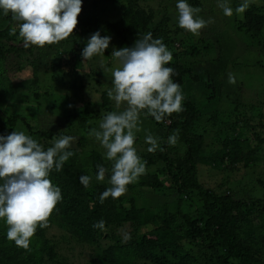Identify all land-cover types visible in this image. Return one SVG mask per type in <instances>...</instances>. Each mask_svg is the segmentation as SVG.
<instances>
[{
    "label": "rangeland",
    "instance_id": "374dc122",
    "mask_svg": "<svg viewBox=\"0 0 264 264\" xmlns=\"http://www.w3.org/2000/svg\"><path fill=\"white\" fill-rule=\"evenodd\" d=\"M186 2L201 8L199 16L205 21L214 20L201 30L199 37L179 27L178 0H133V6L146 19L147 32H153L158 25L170 32L168 46L179 55L180 66L189 74L181 89L182 94L185 100L196 103L202 113L192 130L202 139V158H209L220 150L226 156L223 165L216 168L199 164L198 182L205 190L219 195L228 194L237 201L263 202L264 128L259 124L264 121V23L255 40L251 38L250 43L239 44L241 39L233 32L238 22L244 21V13L235 12L232 0H228L233 8L231 17L224 15L217 6L218 0ZM120 3L127 5L128 0H120ZM83 11H90L102 24L117 22L122 14V9L109 0H82L81 13ZM247 11L264 17V5L259 1L253 0ZM86 30L79 41L80 46L70 35L43 48L29 47L33 50L28 52L29 48L23 47L17 29V34L12 35L7 44L10 49H23L25 52L21 63L10 56L0 63V126L8 115L24 116L35 130L47 131L53 137L51 141H42V146L51 147L54 138L72 136L75 139L69 149L79 152L80 163L86 169L89 168L86 161L91 160L89 156L94 152L101 156L111 171L112 162L105 159V150L88 133L91 129L99 130L103 116L116 110L107 95L112 87L111 73L100 67L102 61L109 69L116 64L111 55L110 61H105L104 56L83 61L82 50L94 34L93 28ZM109 37L111 52L114 48H124L117 45L114 37ZM32 64L37 67L36 88L33 86ZM230 75L235 83H229ZM193 76L201 78L202 84L210 83L220 89H217L215 101L209 98L211 90L206 91L204 86L193 81ZM84 119L86 127L83 128L80 121ZM141 119L142 130L136 133L134 146L142 161L150 153L147 150L150 145L145 142L148 134L158 139L159 147L153 154L162 152L169 158L176 154L184 155L185 147L179 141L175 146L168 143V137L175 133L168 129L169 120L157 122L151 116ZM171 148L176 152L171 153ZM227 152L232 155V160L228 159V154L225 155ZM156 157L152 158L153 165H146L145 174L158 173L162 180L167 172L166 163ZM133 185L134 191H127L123 196L133 195L139 206L154 208L179 200L183 214L195 212V202L181 191L177 192L172 184L164 194L137 188V181ZM36 232L42 241H39V251L43 254V248H47L38 264H102L100 252L111 243L100 238L98 244H91L72 229L53 222H49L46 228H37ZM48 250H51V255ZM54 253L56 257L51 259Z\"/></svg>",
    "mask_w": 264,
    "mask_h": 264
},
{
    "label": "trees",
    "instance_id": "16d2710c",
    "mask_svg": "<svg viewBox=\"0 0 264 264\" xmlns=\"http://www.w3.org/2000/svg\"><path fill=\"white\" fill-rule=\"evenodd\" d=\"M109 1L122 9L120 19L114 23L102 24L90 11H83L78 16L80 27H76L71 34L78 46L89 28H93L94 33L99 31L101 36L114 37L120 47H132L137 39L149 33L146 19L136 12L133 0H128L127 5H122L120 0ZM256 1L264 5V0ZM242 2L243 0H232L235 9ZM256 13L244 12V21L238 22L233 34L241 39L239 44L250 43L251 38L255 40L261 33L264 17ZM13 23L11 14L5 16L0 10V63L9 56L21 63L22 54L25 52L23 49H10L7 44L12 40L10 30ZM150 33L153 39H162L172 53V62L165 66L174 69L176 75L172 79L182 89L189 74L180 66L179 55L168 46L170 32L158 25ZM32 50L29 48L27 51ZM111 54L109 45L103 55L104 60L110 61ZM31 67L33 86L36 88L37 67L33 64ZM200 79L197 77L193 81L204 86L206 91L211 90L209 98L215 101L219 88L211 86L210 83L202 84ZM219 95L220 92L218 97ZM196 105L183 99V110L165 117L171 123L169 130H179L178 141L185 147L184 155L176 154L169 158L162 152L149 153L145 159L146 165H153L152 158L157 155V160L166 163V175L160 180L158 173H147L138 178L136 185L137 188H148L158 194H164L169 185H174L177 192L181 191L195 202L193 214H183L179 200L152 208L139 206L133 195H122L118 199L109 197L101 204L100 195L110 187L107 184L112 174L110 167L104 164L100 155L92 152L89 156L91 160L86 161L89 167L86 169L80 163L79 152L68 149L74 155L61 171L53 170L49 174L52 184L59 187L62 194V200L51 214L49 222L72 229L91 244H98L100 238L109 240L111 243L100 252L102 264H264V201H237L228 194L219 195L205 190L198 182L199 164L216 168L223 165L226 156L220 150L221 152L217 151L209 158H202V139L192 131L195 122L202 115ZM80 123L81 127H86V119ZM259 125L264 128V121ZM13 131H23L40 144L53 138L47 131L35 130L26 117L18 114L6 117L0 126V136H7ZM43 147L46 150L49 146ZM173 152L176 151L171 148V153ZM228 159H233L231 154ZM97 165L108 169L103 182L95 179ZM82 175L92 177L88 188L80 183L79 178ZM134 188L133 183L129 184L127 191L133 192ZM101 220L105 222V230L93 227ZM197 225L199 228H195ZM125 226L126 229H122ZM0 236V264H38L47 251L46 246L43 254L38 249L41 247L39 241L42 242L38 232L31 238L29 250L17 247L13 241L8 240L7 225L3 220H0ZM48 253L51 255V250ZM55 253L51 259L56 257Z\"/></svg>",
    "mask_w": 264,
    "mask_h": 264
},
{
    "label": "clouds",
    "instance_id": "9594fccd",
    "mask_svg": "<svg viewBox=\"0 0 264 264\" xmlns=\"http://www.w3.org/2000/svg\"><path fill=\"white\" fill-rule=\"evenodd\" d=\"M253 0H243L236 7L237 14L244 13ZM217 6L224 15L231 17L233 8L228 0H218ZM179 27L199 37L209 23L199 16L200 7L190 6L186 0H178ZM0 10L5 16L11 14L15 26L10 34L23 41V47L43 48L68 38L78 24L82 11V0H0ZM241 18L242 15H241ZM111 37L101 36L97 31L91 35L82 50L83 61L103 56ZM111 56L116 66L101 69L110 72L112 87L107 95L114 102L115 111L103 116L99 130L88 133L105 150L104 157L112 162L111 176L107 188L99 197L100 203L111 197L118 199L127 192V186L135 183L146 172V161H142L135 148L136 133L140 132L141 117L151 116L161 122L166 116L183 110L179 83L173 81L174 69L166 67L173 60L172 53L162 39H153L149 32L137 39L132 47L113 49ZM229 83H235L229 76ZM179 130L168 137L170 146L178 142ZM72 136L53 139L46 150L23 131H13L0 136V220L7 225V238L17 247L29 250L31 238L37 228L49 226V218L62 200L61 189L52 184L49 174L61 171L64 164L74 155L68 149L74 142ZM150 145L148 152L154 153L158 139L146 135ZM97 182L105 180L108 169L97 165ZM80 183L88 188L92 177L82 175ZM94 228L105 230V222L99 221Z\"/></svg>",
    "mask_w": 264,
    "mask_h": 264
}]
</instances>
